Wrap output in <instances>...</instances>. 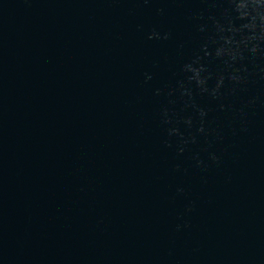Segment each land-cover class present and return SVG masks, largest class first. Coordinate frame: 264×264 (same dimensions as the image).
<instances>
[{"label": "water", "instance_id": "water-1", "mask_svg": "<svg viewBox=\"0 0 264 264\" xmlns=\"http://www.w3.org/2000/svg\"><path fill=\"white\" fill-rule=\"evenodd\" d=\"M0 264H264V0H0Z\"/></svg>", "mask_w": 264, "mask_h": 264}]
</instances>
